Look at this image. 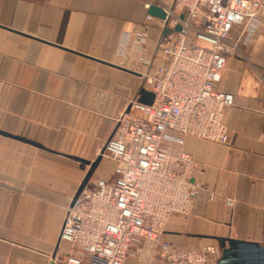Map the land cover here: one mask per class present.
<instances>
[{
	"label": "crops",
	"instance_id": "crops-1",
	"mask_svg": "<svg viewBox=\"0 0 264 264\" xmlns=\"http://www.w3.org/2000/svg\"><path fill=\"white\" fill-rule=\"evenodd\" d=\"M147 4L185 12L175 0H0V130L44 146L0 133V264H62L81 254L61 239L90 170L75 157L102 154L86 185L114 180L104 144L140 96L143 60L161 63L171 34ZM233 38L239 52L217 84L235 97L225 113L230 143L183 136L173 145L198 163L192 213L171 216L165 227L164 239L182 250L221 247L218 238L264 246V15ZM25 233L39 235L25 242ZM240 249L245 264H264V254Z\"/></svg>",
	"mask_w": 264,
	"mask_h": 264
},
{
	"label": "built area",
	"instance_id": "built-area-1",
	"mask_svg": "<svg viewBox=\"0 0 264 264\" xmlns=\"http://www.w3.org/2000/svg\"><path fill=\"white\" fill-rule=\"evenodd\" d=\"M175 3L185 12L181 18L163 6L162 26L172 30L160 45L163 61L142 62L144 88L153 93V102L134 99L117 118L103 152L116 163L115 178L90 182L69 204L61 239L81 254H68L62 264H126L146 253V264H218L219 244L182 250L164 239L171 216L192 213L198 168L190 154L173 145L182 144L183 136L230 143L225 113L235 97L217 84L228 57L239 52L234 32L255 25L264 15V0ZM137 39L144 42L145 34Z\"/></svg>",
	"mask_w": 264,
	"mask_h": 264
},
{
	"label": "water",
	"instance_id": "water-1",
	"mask_svg": "<svg viewBox=\"0 0 264 264\" xmlns=\"http://www.w3.org/2000/svg\"><path fill=\"white\" fill-rule=\"evenodd\" d=\"M148 13L154 17H157L159 19H165L167 18V12L165 11V9L160 6V5H157V4H151V6L149 7L148 9ZM181 18H183V15L181 16ZM181 24H178L174 30L176 32H179L181 30ZM165 32L166 33H171L172 30L169 29V28H165ZM121 69H124V70H128L126 68H123L121 66H117ZM130 71V70H128ZM153 99H154V95L152 92L146 90L145 88H142L141 91H140V96L138 98V100L140 102H143V103H147V104H151L153 102ZM0 133L3 134V135H6V136H10V137H13V138H16V139H20V140H23L25 142H28V143H31V144H34L36 146H39V147H44L42 144L40 143H37V142H33L31 140H28L26 138H22V137H19V136H16V135H13L9 132H6L4 130H0ZM77 160L81 161V162H84L88 165H90V170L87 174V176L85 177L82 185L80 186L78 192H77V195L82 191V189L86 186V184L88 183L89 179L91 178L95 168L97 167L98 163L100 162V160L102 159V154L98 156V158L94 161H91V160H88V159H84V158H81V157H75ZM218 240L220 241V244H221V248H222V254H221V257L219 258L218 260V264H245L243 262V260H239L240 259V252H241V249H240V246L241 245H245V246H248L249 249H254L256 251V253L258 254L257 256V259H260L261 258V254H264V246H261L255 242H245V241H241V240H235V239H231V238H218ZM226 241L229 242V248H227L225 245H226ZM50 264H54V261H51Z\"/></svg>",
	"mask_w": 264,
	"mask_h": 264
},
{
	"label": "rangeland",
	"instance_id": "rangeland-1",
	"mask_svg": "<svg viewBox=\"0 0 264 264\" xmlns=\"http://www.w3.org/2000/svg\"><path fill=\"white\" fill-rule=\"evenodd\" d=\"M181 10V9H180ZM128 78H131L132 80L134 79V77H131V76H129ZM143 81V88H144V82H145V80L143 79L142 80ZM108 141V140H107ZM106 141V142H107ZM106 144V143H105ZM105 144H104V147H105ZM103 152H104V150H103ZM91 155V159H94L95 160V158L97 157L98 158V155H101V154H90ZM96 158V159H97ZM94 179H95V177H92V180L94 181ZM165 227H166V225H165ZM165 227H164V229H165ZM20 236H23V238H22V240H24L25 242H28L29 240H31V237H34V236H38L39 234L38 233H25V234H19ZM139 258V257H138ZM143 258V257H142ZM141 258V259H142ZM10 260H11V257H10Z\"/></svg>",
	"mask_w": 264,
	"mask_h": 264
},
{
	"label": "bare ground",
	"instance_id": "bare-ground-1",
	"mask_svg": "<svg viewBox=\"0 0 264 264\" xmlns=\"http://www.w3.org/2000/svg\"><path fill=\"white\" fill-rule=\"evenodd\" d=\"M150 6H151V5H150ZM150 6H149V7H150ZM149 7H148V9H149ZM162 7H163V6H162ZM165 11H166V10H165ZM156 18H157V17H156ZM165 19H166V18H165ZM165 19H159V20H160V21H163V20H165Z\"/></svg>",
	"mask_w": 264,
	"mask_h": 264
}]
</instances>
